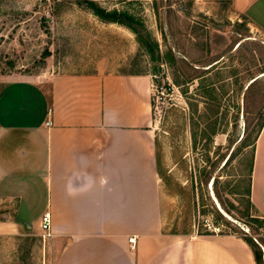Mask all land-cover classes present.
<instances>
[{"label":"rangeland","instance_id":"obj_1","mask_svg":"<svg viewBox=\"0 0 264 264\" xmlns=\"http://www.w3.org/2000/svg\"><path fill=\"white\" fill-rule=\"evenodd\" d=\"M88 1L0 0V80L97 60L147 73L162 231L218 228L250 241L263 264L264 218L247 189L264 122V33L225 1L93 0L119 22ZM43 235H0V264H55Z\"/></svg>","mask_w":264,"mask_h":264},{"label":"crops","instance_id":"obj_2","mask_svg":"<svg viewBox=\"0 0 264 264\" xmlns=\"http://www.w3.org/2000/svg\"><path fill=\"white\" fill-rule=\"evenodd\" d=\"M205 1L264 33V0ZM106 67L0 80V235L42 234L48 214L55 264H255L235 234L162 231L150 77ZM249 200L264 218V122Z\"/></svg>","mask_w":264,"mask_h":264},{"label":"trees","instance_id":"obj_3","mask_svg":"<svg viewBox=\"0 0 264 264\" xmlns=\"http://www.w3.org/2000/svg\"><path fill=\"white\" fill-rule=\"evenodd\" d=\"M88 2H90V4L92 5V12L99 17L102 20H106L109 22H119V19L117 18V13L116 11H111V12H106L104 9L98 7L95 3H93V0H89ZM251 164H252V160L250 163V169H249V175H248V189H247V194L249 196V177H250V171H251ZM251 207H253L251 205V203H249ZM243 239V238H242ZM244 242L246 243V245L250 248L251 250V254L254 260L255 264H258L260 262V255L259 253L256 251L255 247L253 246V244L250 241H247L245 239H243Z\"/></svg>","mask_w":264,"mask_h":264},{"label":"built area","instance_id":"obj_4","mask_svg":"<svg viewBox=\"0 0 264 264\" xmlns=\"http://www.w3.org/2000/svg\"><path fill=\"white\" fill-rule=\"evenodd\" d=\"M45 124L46 125H50V121H46ZM40 229H41V231L44 234L43 236H46L47 237L48 236L47 231L49 229V217H48V214H43L41 216V219H40ZM208 230H209V233L208 234H213V235L220 234L218 228L212 227V228H208ZM128 241H129V244L130 245L133 244L132 239H129ZM262 262L264 264V257L262 258Z\"/></svg>","mask_w":264,"mask_h":264}]
</instances>
